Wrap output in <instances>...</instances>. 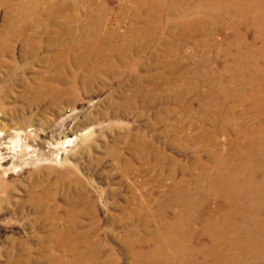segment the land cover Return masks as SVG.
I'll return each mask as SVG.
<instances>
[{
  "label": "rangeland",
  "instance_id": "rangeland-1",
  "mask_svg": "<svg viewBox=\"0 0 264 264\" xmlns=\"http://www.w3.org/2000/svg\"><path fill=\"white\" fill-rule=\"evenodd\" d=\"M179 6L0 0V264H157L138 244L161 228V209L178 210L173 186L213 164L230 134L210 123L217 95L203 77L231 61L234 32L212 22L189 33ZM74 47L88 53L84 71L69 65L78 84L45 93L52 58Z\"/></svg>",
  "mask_w": 264,
  "mask_h": 264
},
{
  "label": "bare ground",
  "instance_id": "bare-ground-1",
  "mask_svg": "<svg viewBox=\"0 0 264 264\" xmlns=\"http://www.w3.org/2000/svg\"><path fill=\"white\" fill-rule=\"evenodd\" d=\"M177 2L180 3L178 14L193 19L182 24L183 28H189V33L212 22L226 24L234 32L231 48L226 54L231 61H226L220 69L206 71L203 77L205 81L213 82L209 84L217 95L218 107L210 123L229 127L230 134L223 143L225 151L210 157L213 164H199L201 170L194 180L173 186V192L183 194L180 202L179 198L174 200L178 210L165 216L161 209L160 216H157L161 228H157L156 235H150L147 241L138 245L151 243L152 250L147 256L157 258V264H264V0ZM251 31H255V35L247 41ZM100 41L108 48L105 40ZM232 46H238L236 53L232 52ZM66 49L58 50L55 59L52 58L54 81L44 82L45 93L50 91L53 82L67 85L68 89L64 91L63 88L57 89L61 93L71 92V88L78 84L79 73L70 76L68 71L72 60L78 64V71L85 70L88 53H76L75 47L71 51ZM116 54L121 63L119 68L124 67L126 53ZM111 55L113 53L102 57L101 64L106 62L105 66L109 65ZM121 72L118 70L116 74ZM228 101H235L239 108L228 110L224 106ZM206 135L209 137L208 133ZM206 188H209L208 193L204 191ZM193 223L198 226L193 227ZM130 245L135 246L134 242ZM139 253L142 252L136 255H141Z\"/></svg>",
  "mask_w": 264,
  "mask_h": 264
}]
</instances>
